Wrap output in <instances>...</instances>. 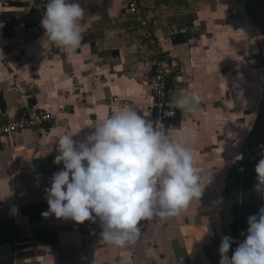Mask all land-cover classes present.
<instances>
[{
    "label": "crops",
    "instance_id": "crops-1",
    "mask_svg": "<svg viewBox=\"0 0 264 264\" xmlns=\"http://www.w3.org/2000/svg\"><path fill=\"white\" fill-rule=\"evenodd\" d=\"M77 2L85 10L86 31L77 58L69 61L43 38L31 0H0V92L7 105L0 110V122L23 109H46L57 117L55 125L0 137V222L11 228L5 243L12 247L6 255L13 256L3 264H130L133 257L146 259L143 255L156 248L152 258L158 264H219L224 236L233 241L227 253L231 258L246 238L248 217L264 207V197L255 191V166L264 148V0ZM179 32H188L189 41L174 44L173 35ZM157 53L173 68L172 100L183 89H195L203 98V115L181 111L169 133L185 128L198 133L193 163L198 173L206 170L199 173L205 200L208 165L215 163L208 162V146L227 156L214 202L195 199L186 214L159 218L152 223L162 232L154 237L157 246L134 253L140 240L115 247L100 239L98 218L88 221L84 235L80 224L41 213L48 211L44 190L63 169L62 162L54 163L61 132L83 140L93 131L89 126L122 106H132L151 120L147 104L153 98ZM227 131L234 133L229 142L222 137ZM238 155L243 159L234 163ZM44 157L52 158L50 175L34 166ZM203 157L205 166L198 162ZM4 247L0 240L1 258ZM121 258L124 262H118Z\"/></svg>",
    "mask_w": 264,
    "mask_h": 264
},
{
    "label": "clouds",
    "instance_id": "clouds-1",
    "mask_svg": "<svg viewBox=\"0 0 264 264\" xmlns=\"http://www.w3.org/2000/svg\"><path fill=\"white\" fill-rule=\"evenodd\" d=\"M84 15L77 0H46L41 15L43 38L62 49L69 61L77 58L82 44ZM202 101L197 90L183 89L171 103L201 117ZM145 117L132 106H122L89 126L93 131L83 140L61 132L54 163L62 162L63 169L52 175L44 190L48 211L42 217L54 215L77 224L98 218L100 239L126 247L139 239L141 221L180 216L200 199L204 189L193 163L198 133L185 128L170 134L161 120ZM261 156L255 166V191L264 197V148ZM242 159L238 155L233 162ZM247 224L246 238L231 258L227 253L233 241L222 238L219 264H264V207L248 217Z\"/></svg>",
    "mask_w": 264,
    "mask_h": 264
},
{
    "label": "built area",
    "instance_id": "built-area-1",
    "mask_svg": "<svg viewBox=\"0 0 264 264\" xmlns=\"http://www.w3.org/2000/svg\"><path fill=\"white\" fill-rule=\"evenodd\" d=\"M31 2L32 8L41 19V15L45 10L46 0H31ZM131 7L135 8L136 3H132ZM38 27L41 30H44L40 26V21L38 23ZM56 49L57 51L62 50L58 47H56ZM162 54L157 53L153 58V98L147 104V108L151 116V120H161L169 132L174 124L171 119L176 117L177 110L172 106V99L170 96V76L173 73V68L170 61ZM56 123V115L49 110L23 109L15 118L6 122H0V137L13 135L42 125H55ZM60 170L62 169H58L57 171ZM87 224L88 221L80 224L81 232L84 235H87L88 233ZM88 239L91 240L92 238L89 236Z\"/></svg>",
    "mask_w": 264,
    "mask_h": 264
},
{
    "label": "rangeland",
    "instance_id": "rangeland-1",
    "mask_svg": "<svg viewBox=\"0 0 264 264\" xmlns=\"http://www.w3.org/2000/svg\"><path fill=\"white\" fill-rule=\"evenodd\" d=\"M0 44H2L1 40H0ZM162 55H164V54H162ZM233 134L234 133H232L231 131H227V133L225 135H223L222 137H224L229 142V135H233ZM227 141H221V144L226 143ZM216 153H219V154L216 155ZM221 153H223V154H221ZM221 156H222V159H220ZM226 156H227V153L225 154V152H221V151L217 152L214 147L208 146V162L215 160V163L213 162L214 164L212 167L208 165V199L206 198V200H207L206 201L205 198L203 196H201V198L198 199L199 202L204 203L206 201L210 204L212 202H214V200L216 198V193L218 191L217 190L218 189V184H217L218 178L217 177H219L218 175L223 169V163H224L223 158ZM199 160L200 161H198V162H201L203 164V166H205V162H206L205 157L200 158ZM203 170H204L203 172H199L201 175H204L206 172V170L204 168H203ZM203 193H205L204 190H203ZM193 201L195 202V199ZM185 214H186V212H185ZM158 220H160V219L154 218V219H151L148 221H141L140 222V223H145L144 225H142V224L140 225L142 232H141V235H140L138 240H140L141 243H140V246L138 245L137 247H135V249L132 250V252L136 253L135 250H138V251H140V253H142L141 251H143V247H145V249H146L150 245H152V246L154 245V247L157 246V244L153 242L155 239L154 237H156L155 235H157V233L159 234V237L160 236L162 237V232H160V230L158 231L157 226L153 225L152 223L157 222ZM176 234L178 235L177 231H176ZM169 235H173V232H171L165 236H169ZM121 252H118L120 256H121ZM156 254H157V248L154 250L152 255H150V256L143 255L144 258H146V257H148V258L139 259V257H133L136 259H133L132 262L129 261V263L130 264H158L159 259L157 257L152 258ZM161 256L163 257L164 255H161ZM119 261L124 262V259L123 258L118 259V262Z\"/></svg>",
    "mask_w": 264,
    "mask_h": 264
},
{
    "label": "trees",
    "instance_id": "trees-1",
    "mask_svg": "<svg viewBox=\"0 0 264 264\" xmlns=\"http://www.w3.org/2000/svg\"><path fill=\"white\" fill-rule=\"evenodd\" d=\"M190 39V34L188 32H179L173 35V43L174 44H180V43H184L189 41ZM170 88H171V81H170ZM34 99V98H33ZM32 100V99H31ZM30 102H33L31 101ZM6 100L4 99V93L0 92V110L5 111L6 110ZM177 110V114L176 117L172 118L171 121L173 123H177L178 120L180 119L181 116V110ZM5 223L0 222V240L2 241L3 244H5V247L2 248L3 250V258L0 257V264L3 263H9L12 259L13 256H11L10 258H8L9 256L6 255V253L8 252V247L12 248L9 244H6L5 241H9L8 238H10V230L11 228L7 225H3Z\"/></svg>",
    "mask_w": 264,
    "mask_h": 264
},
{
    "label": "water",
    "instance_id": "water-1",
    "mask_svg": "<svg viewBox=\"0 0 264 264\" xmlns=\"http://www.w3.org/2000/svg\"><path fill=\"white\" fill-rule=\"evenodd\" d=\"M34 166L38 172L43 173L45 175H50L52 171V158L51 157L37 158L34 161ZM209 232L211 237H215V229L213 226L209 227Z\"/></svg>",
    "mask_w": 264,
    "mask_h": 264
}]
</instances>
